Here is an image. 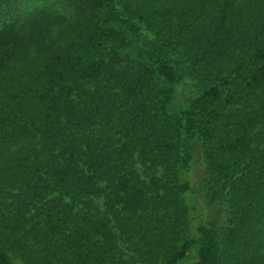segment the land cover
<instances>
[{
	"label": "trees",
	"instance_id": "1",
	"mask_svg": "<svg viewBox=\"0 0 264 264\" xmlns=\"http://www.w3.org/2000/svg\"><path fill=\"white\" fill-rule=\"evenodd\" d=\"M43 1L0 0V264H264V0Z\"/></svg>",
	"mask_w": 264,
	"mask_h": 264
},
{
	"label": "rangeland",
	"instance_id": "2",
	"mask_svg": "<svg viewBox=\"0 0 264 264\" xmlns=\"http://www.w3.org/2000/svg\"><path fill=\"white\" fill-rule=\"evenodd\" d=\"M35 6L37 8L46 9L51 12L62 14L67 18H72L73 15V9L69 5L57 0L39 2ZM193 93L194 92L189 89V87L181 84L177 87L175 101L180 102L181 104H186ZM193 155V161H191L189 169L190 182L193 188L198 187V203L200 205V212L204 216V219L219 227L226 222V213L225 211H223L224 209L221 206L209 204V202L205 201L204 197L202 196L206 175L204 172V160L202 158L203 154L202 148H200V141L196 142ZM165 173L166 172L162 168H159V170L157 171V174L164 175ZM95 204L99 208H102V198H98L97 200H95ZM118 244L127 264H139L141 262L138 256L130 248L128 241H124L122 238H120L118 240ZM8 253L11 257V260L15 264H27L13 252L9 251Z\"/></svg>",
	"mask_w": 264,
	"mask_h": 264
}]
</instances>
